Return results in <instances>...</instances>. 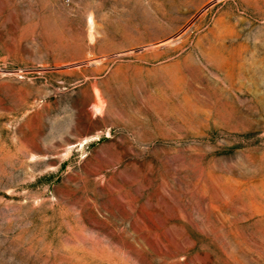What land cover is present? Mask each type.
<instances>
[{
	"label": "rangeland",
	"instance_id": "374dc122",
	"mask_svg": "<svg viewBox=\"0 0 264 264\" xmlns=\"http://www.w3.org/2000/svg\"><path fill=\"white\" fill-rule=\"evenodd\" d=\"M0 264H264V0H0Z\"/></svg>",
	"mask_w": 264,
	"mask_h": 264
}]
</instances>
